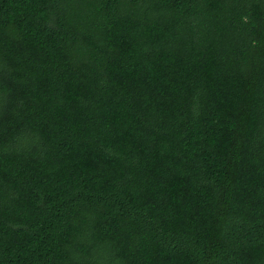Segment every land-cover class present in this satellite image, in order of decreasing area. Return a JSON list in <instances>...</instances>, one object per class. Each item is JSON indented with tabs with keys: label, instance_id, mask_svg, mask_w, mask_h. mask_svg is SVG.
I'll return each instance as SVG.
<instances>
[{
	"label": "trees",
	"instance_id": "obj_1",
	"mask_svg": "<svg viewBox=\"0 0 264 264\" xmlns=\"http://www.w3.org/2000/svg\"><path fill=\"white\" fill-rule=\"evenodd\" d=\"M0 264H264V0H0Z\"/></svg>",
	"mask_w": 264,
	"mask_h": 264
}]
</instances>
